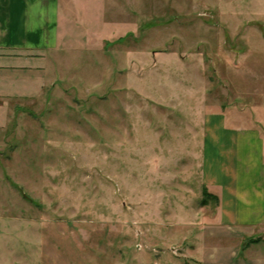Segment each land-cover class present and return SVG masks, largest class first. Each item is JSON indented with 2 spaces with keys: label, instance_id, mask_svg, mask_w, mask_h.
I'll use <instances>...</instances> for the list:
<instances>
[{
  "label": "rangeland",
  "instance_id": "374dc122",
  "mask_svg": "<svg viewBox=\"0 0 264 264\" xmlns=\"http://www.w3.org/2000/svg\"><path fill=\"white\" fill-rule=\"evenodd\" d=\"M88 1L11 61L0 264H264V221L220 217L264 172V0Z\"/></svg>",
  "mask_w": 264,
  "mask_h": 264
},
{
  "label": "crops",
  "instance_id": "0c3cea01",
  "mask_svg": "<svg viewBox=\"0 0 264 264\" xmlns=\"http://www.w3.org/2000/svg\"><path fill=\"white\" fill-rule=\"evenodd\" d=\"M88 3V0H0V99L14 94V91L11 92L15 90L12 85H22L27 82L24 77H21L25 73L23 65L13 64L11 61L24 60L25 53H38L56 48L61 39L70 34L69 31L74 27L69 22L72 10L74 8L84 10L82 5ZM33 57L37 56L33 54ZM209 126L212 125L207 126L208 130L217 131ZM220 131L224 134L227 132L224 128ZM232 136L224 137L227 147ZM246 136L237 135L238 143L248 142ZM212 138L218 140L219 136L215 134ZM258 151L257 156L261 161V149ZM235 158H231L230 161ZM262 166L264 170V164ZM207 180H210L209 185L215 186L216 182L212 177ZM254 188L255 190L250 191L252 200L245 189L237 193L227 190V195L230 194V196L227 197L226 203L223 202L227 209L222 208V214H220L223 219V213H226V225L240 227L260 224L264 221V172ZM233 196H239V198Z\"/></svg>",
  "mask_w": 264,
  "mask_h": 264
}]
</instances>
